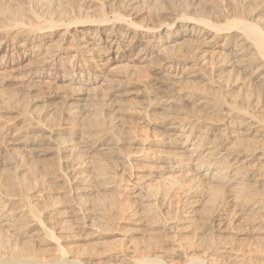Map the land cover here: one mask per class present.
<instances>
[{
	"label": "bare ground",
	"instance_id": "1",
	"mask_svg": "<svg viewBox=\"0 0 264 264\" xmlns=\"http://www.w3.org/2000/svg\"><path fill=\"white\" fill-rule=\"evenodd\" d=\"M185 3L0 0V264H263L264 0Z\"/></svg>",
	"mask_w": 264,
	"mask_h": 264
},
{
	"label": "rangeland",
	"instance_id": "2",
	"mask_svg": "<svg viewBox=\"0 0 264 264\" xmlns=\"http://www.w3.org/2000/svg\"><path fill=\"white\" fill-rule=\"evenodd\" d=\"M180 2H183V6H185L186 3L184 4V2H187V0H186V1H185V0H182V1H181V0H180ZM180 4L182 5V3H180ZM91 10H92V11H91ZM91 10H90V8H88V12H89V14L93 12L92 14L94 15V14H97V12H98V11H96V9H94V8H93V9L91 8ZM94 11H95V12H94ZM90 15H91V14H90ZM1 79H2V78H1ZM6 79H7V78H4V79H3V83H2V86H1L2 89H4V90L2 91V93H1V91H0V95L2 94L1 97H0V100L2 99V97H3V99H4V101H3V99L0 101V104H1V102H2L1 106L3 107L2 109L0 108V110H2V111H0V115H1V117H0V121H2L4 125H5L6 123H7V124L9 123V124H11V125L14 124L13 126H15V127H14L15 130H16V129L19 130L18 128H21V127H18V126H21V124L17 123V120H16V119H17V116H16V115L18 114V111L15 112V110H14V105L16 106L15 103H16L17 99L20 98L19 101L17 102V107H18V105H19V107H20V105H24V104H26V103L28 102V101H26L27 99H26V100L24 99L25 101H22V100H23V97H24V98L27 97V98L30 100V99H31V96H32V100H33V97H34V98H37L38 95H39V93H38L37 91H32V93H31V91H30V92H29L30 94H29L27 90H24L23 88L21 89V87H19V85L15 84V80L13 81L12 78L9 77V78L7 79L8 81H7ZM9 79H10V80H9ZM11 79H12V81H11ZM4 80H5V81H4ZM6 81H7V82H6ZM13 83H14V84H13ZM3 85H4L5 87H4ZM8 85H9L10 87H9ZM12 85H13V86H12ZM14 85H17L18 87L16 86V87H17V88H16ZM1 87H0V89H1ZM11 87H13V88H11ZM9 88L11 89L12 92H14V91H16V93L19 92L20 95H18V94H16V93H15V94L13 93V96H14V97L11 98V96H12L11 93H12V92L10 91ZM15 89H16V90H15ZM17 89H18V90H17ZM13 90H14V91H13ZM23 90L25 91V93H24ZM7 91H8V92H7ZM17 91H18V92H17ZM33 92H34V93H33ZM36 92H37L38 95H36ZM8 93H10L9 96L11 95V96H10L11 100H10V99L8 98V96H7ZM22 93H23L25 96H21ZM26 93H28L27 95H30V96H26ZM23 94H22V95H23ZM31 94H32V95H31ZM34 94H35V95H34ZM16 95H18V96H20V97H17ZM15 96H16V97H15ZM35 96H36V97H35ZM29 97H30V98H29ZM6 98H7L8 100H6ZM14 98L16 99L15 102H13L14 100L12 101V99H14ZM5 100H6L7 102H6ZM20 100L22 101L23 104L21 103ZM32 100H30V101H32ZM30 101H29V102H30ZM4 102H6V103H5V106L3 105ZM8 102H9L10 104H7ZM19 102H20V103H19ZM25 102H26V103H25ZM12 103H14L13 106H12ZM6 104H7V105H6ZM8 105H9V106H8ZM1 106H0V107H1ZM7 106H8V107H7ZM11 106H12V107H11ZM5 107L7 108V110H6ZM8 108L10 109L9 111H8ZM3 109H4V110H3ZM3 111H4V112H3ZM5 111H7V112H5ZM9 112H11V113H9ZM14 112H15V113H14ZM1 113H2V114H1ZM8 113H9V114H8ZM4 114H5V115H4ZM11 114H12V115H11ZM14 114H15V115H14ZM6 115H8V116H6ZM10 115H11V116H10ZM3 116H4V117H3ZM9 116H10V117H9ZM12 116H13V117L16 116V117L13 118ZM5 117H7V118H5ZM11 117H12V120L9 121L8 119L11 118ZM2 118H3V119H2ZM4 118H5L6 120H5ZM7 120H8V121H7ZM14 120H15V121H14ZM4 121H5L6 123H4ZM10 122H11V123H10ZM12 123H13V124H12ZM9 124H8V125H9ZM15 124H16V125H15ZM14 144H15L16 146H15ZM14 144H12V145H13L12 147H11V145H9V146H8L9 148H7V149H6L7 146L4 147L5 149L3 148L2 151H1V153L3 152L2 155H3V156L5 155V156L2 157V158H1V156H0V167H3V166L5 165V166L3 167L4 169H3V168H0V170H1L0 172L3 173V174L1 175V179H2V176H3V178H4L5 180H7L6 178L11 177V176H12V175H11L12 173H13V175H14L15 169L13 168L14 166H13L12 162L10 161V159H12V158H11V157H12L11 155H13L12 152H16V150L22 146V145H20V144H16V143H14ZM18 146H19V147H18ZM10 147H11V148H10ZM13 147H15V149H14ZM16 147H18V148H16ZM9 149H10V150H9ZM11 149H12V150H11ZM20 149H21V148H20ZM20 149H18L17 151H18V152H19V151H20V152L22 151V152L24 153L23 146H22V149H23V150H20ZM7 150H8V151H7ZM4 151H5L6 153H5ZM9 151H11V152H9ZM8 152H9V153H8ZM23 153H20V154H23ZM6 154H8V155H6ZM9 155H10V156H9ZM8 156H9L10 159L7 158ZM4 158L6 159L7 162L4 161V160H5ZM2 159H3V160H2ZM3 161H4V162H3ZM2 165H3V166H2ZM6 165L9 166V168H8ZM12 166H13V167H12ZM7 168H8V169H7ZM2 169H3L4 171H3ZM9 169H10V171H9ZM11 169H12V171L14 170V172H11ZM5 171H6L7 173H6ZM8 171L10 172V173H9L10 176H9V174H8ZM1 173H0V174H1ZM4 174H5V175H4ZM6 174H8V176H7ZM4 176H5V177H4ZM14 176H15V175H14ZM10 179H11V178H9L8 180H10ZM65 185H67V184L64 182V186H65ZM262 263L264 264V261H262ZM215 264H240V263H239V262H235V261H230V260L228 261V260L226 259V260H220L219 263H215Z\"/></svg>",
	"mask_w": 264,
	"mask_h": 264
}]
</instances>
